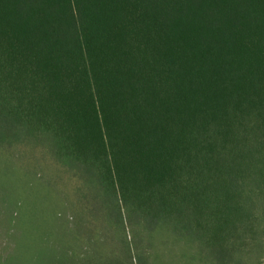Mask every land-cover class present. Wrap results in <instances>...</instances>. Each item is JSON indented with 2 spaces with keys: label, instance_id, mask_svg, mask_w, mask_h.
I'll list each match as a JSON object with an SVG mask.
<instances>
[{
  "label": "trees",
  "instance_id": "16d2710c",
  "mask_svg": "<svg viewBox=\"0 0 264 264\" xmlns=\"http://www.w3.org/2000/svg\"><path fill=\"white\" fill-rule=\"evenodd\" d=\"M1 117L78 167L44 264L264 259V0H0Z\"/></svg>",
  "mask_w": 264,
  "mask_h": 264
},
{
  "label": "rangeland",
  "instance_id": "374dc122",
  "mask_svg": "<svg viewBox=\"0 0 264 264\" xmlns=\"http://www.w3.org/2000/svg\"><path fill=\"white\" fill-rule=\"evenodd\" d=\"M20 125L0 118V264L11 262L17 246L26 252L24 264H44L47 247L59 238V213L76 188L78 167L52 132ZM73 201H81L79 194ZM73 214L62 215L72 220ZM89 229L84 235H94Z\"/></svg>",
  "mask_w": 264,
  "mask_h": 264
}]
</instances>
